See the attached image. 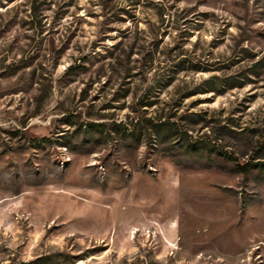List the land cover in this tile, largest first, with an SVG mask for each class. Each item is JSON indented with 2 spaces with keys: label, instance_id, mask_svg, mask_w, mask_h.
Returning a JSON list of instances; mask_svg holds the SVG:
<instances>
[{
  "label": "rangeland",
  "instance_id": "obj_1",
  "mask_svg": "<svg viewBox=\"0 0 264 264\" xmlns=\"http://www.w3.org/2000/svg\"><path fill=\"white\" fill-rule=\"evenodd\" d=\"M0 264H264V0H0Z\"/></svg>",
  "mask_w": 264,
  "mask_h": 264
},
{
  "label": "trees",
  "instance_id": "obj_2",
  "mask_svg": "<svg viewBox=\"0 0 264 264\" xmlns=\"http://www.w3.org/2000/svg\"><path fill=\"white\" fill-rule=\"evenodd\" d=\"M91 126H93V125H91ZM156 128H157L156 132H158V134H162V132L168 133V132L173 131V128H170L169 126H167L165 124L157 125ZM182 140H184V139H182ZM184 146L186 148V151L190 150L192 152H197L201 148V147L197 146L196 143H189V142H186V144ZM247 166H252V165L248 164ZM247 166H239L238 168H239L240 172L246 173L248 171Z\"/></svg>",
  "mask_w": 264,
  "mask_h": 264
}]
</instances>
